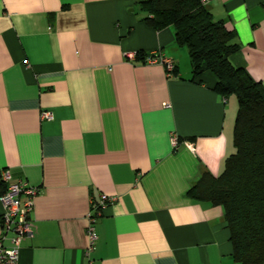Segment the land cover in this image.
<instances>
[{"label":"crops","instance_id":"obj_1","mask_svg":"<svg viewBox=\"0 0 264 264\" xmlns=\"http://www.w3.org/2000/svg\"><path fill=\"white\" fill-rule=\"evenodd\" d=\"M206 6L264 87V0ZM142 17L136 0H0V171L39 189L18 264H236L223 207L185 195L234 153L236 97L209 72L192 79L174 28ZM152 51L173 75L127 58ZM102 194L115 201L85 257Z\"/></svg>","mask_w":264,"mask_h":264},{"label":"trees","instance_id":"obj_2","mask_svg":"<svg viewBox=\"0 0 264 264\" xmlns=\"http://www.w3.org/2000/svg\"><path fill=\"white\" fill-rule=\"evenodd\" d=\"M136 3L154 29L174 28L175 42L187 49L192 79L209 72L216 78L218 94L236 97L234 153L225 158L219 176L204 171L185 195L223 207L236 264H264V87L231 62L238 50L235 33L214 19L200 0ZM144 55L137 52L135 59L143 62ZM5 188L0 182L1 193Z\"/></svg>","mask_w":264,"mask_h":264},{"label":"built area","instance_id":"obj_3","mask_svg":"<svg viewBox=\"0 0 264 264\" xmlns=\"http://www.w3.org/2000/svg\"><path fill=\"white\" fill-rule=\"evenodd\" d=\"M200 1L206 4L210 0ZM135 54L128 53L127 58L133 60ZM143 63L162 64L168 76L173 75L175 71L174 62L158 51L145 53ZM42 117L51 119L52 113L45 111ZM171 143L176 145L177 137L175 135L171 136ZM0 182L6 186L3 193L0 191V204L3 208L0 215V264H18L21 241L32 237L34 233L35 226L31 214L39 189L29 186L25 181L13 180L7 170L0 171ZM114 201L115 198L102 194L97 202H91V208L87 214L85 257H88L95 248L97 219L101 216L104 207Z\"/></svg>","mask_w":264,"mask_h":264}]
</instances>
